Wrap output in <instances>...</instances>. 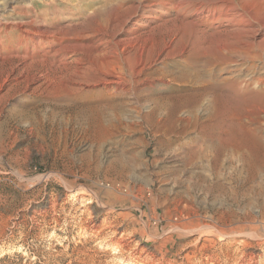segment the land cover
Here are the masks:
<instances>
[{
  "label": "rangeland",
  "instance_id": "1",
  "mask_svg": "<svg viewBox=\"0 0 264 264\" xmlns=\"http://www.w3.org/2000/svg\"><path fill=\"white\" fill-rule=\"evenodd\" d=\"M104 1L0 0V264H264V96L211 98L229 31L264 39V0H167L140 27L147 0ZM222 4L243 25L200 18ZM22 26L58 35L33 59L69 41L121 63L25 64Z\"/></svg>",
  "mask_w": 264,
  "mask_h": 264
},
{
  "label": "bare ground",
  "instance_id": "2",
  "mask_svg": "<svg viewBox=\"0 0 264 264\" xmlns=\"http://www.w3.org/2000/svg\"><path fill=\"white\" fill-rule=\"evenodd\" d=\"M114 3H116L115 0H105L104 1V4L105 5H111V6H113V8L116 6V4H114ZM164 5H167V0H162L161 2H160V0H147L146 1V4L144 6H142V12H141V14L140 15H137V16L134 15V17H133L134 20H136V21H134L135 25H137V26L140 27L141 26V23L146 18L149 19V20L150 19H155L156 17H154L153 15H151L153 13H157V11L153 7L164 6ZM169 5L171 6L172 9L177 10V13L178 14L180 13V11H182L180 9L184 6L181 2H179V3H169ZM91 8H93V7H91V5H90L89 8L85 9L84 10L85 11L84 12V15H86V13H88L87 11L89 9H91ZM122 8H123L122 6H119V8H117V9L121 10ZM129 8H132V7H129ZM129 8H127V9L129 10ZM135 8H133V9H135ZM234 8H235V6H234ZM230 9H232V8L229 7V6L226 7L225 5L223 6V4L220 5V6L217 5L216 7H214V10L212 12L209 11L206 14L201 13L202 16L200 18H203L204 20L205 19L207 20L208 18H210V20H209L210 25L209 26H216V23L219 25L220 24L219 22L222 20V18L225 19V21H228L229 24L231 23V24L237 25V26L243 25V22L242 21H238L236 19L237 18L236 17V13H234L232 15H229L228 14V11ZM187 11H190L189 7H188V10ZM193 11H194V9H193ZM196 11L198 12L197 9H195L194 12H196ZM102 14H103L102 12H100V13H98L97 11L95 12V15L98 18V26H99V29L107 21ZM195 14L198 15L200 13H195ZM238 18H241V17H238ZM35 23H36V21L32 22V24H25L23 26L24 27H28L30 25H35ZM247 23H248V21H247ZM198 24H200V23H198ZM249 24H251V23L249 22ZM23 26H22V28H24ZM44 28L45 27L40 26L38 28V31L37 32H34V31H32L31 29H28V28H24L23 29V32L24 33L21 35V37H20V39L18 41L20 43L19 45H22V46L25 45V46H27V48H26L25 55L24 56L22 55L23 57H19V55H18L17 58L19 60L23 61L25 64H27L29 61H33L34 64H44V63H50L51 60L53 59L52 60L53 63L58 62V63H60L63 66L64 65L67 66L68 64L69 65L72 64V66H74L73 64L79 65V64L83 63V61H85L83 59V56L81 57L80 54H78L77 52H75V49L76 48H80V46L79 45H76L75 46L73 44L71 45L70 43H68L69 42L68 40H67L68 42H66V43L65 42L62 43L63 42L62 41L61 42L62 45H60L59 50L54 51V53H45V54H43V56L41 57V59H33V56L32 55L35 54L37 52V50H39L41 48V46H43L46 42H48L49 44L52 45L58 39V35H54L53 33H52V35H50V32L47 31V30H45ZM216 28H217V26H216ZM250 29H252V28H250ZM245 30H247V29H245ZM231 31H233V30H231ZM231 31H229L230 33H228V32H226V33L231 34L230 35L231 36L230 38L233 40V42H231L230 44L234 48L231 49V52H229L230 49L229 50L226 49L224 52L222 51V54L221 55H219L218 57H216V62L218 63V65L216 67H219V66L221 67L222 65L223 66H226L225 68L222 66L223 69L221 71H225V72L231 74L230 75L231 77L229 76V78L224 79L220 83H213L214 85H213L212 89L215 90L214 93H217L218 91L219 92L216 95V97L213 96L215 98L211 97L212 100H214L216 104H218L219 106H221L223 112L226 113V114L227 113H230V112L231 113L234 112L233 110L237 107L238 103H240V101L243 100L242 99V95L244 93H251V91H255V94L254 95H262V96H264V39L263 40L261 39L262 41H260V42H257L255 40H251L250 42H245L244 43L243 42L244 39L243 38L241 39L242 35L245 34V31L244 30L238 29V31H236L234 33V35H233V33H231ZM204 32H205V30H204ZM246 33H247V36L248 35H252V34L255 33V29L250 30V31L247 30ZM248 33H250V34H248ZM235 34H238L239 37L237 35H235ZM255 35H256V33H255ZM244 36H246V35H244ZM91 37H92V35H91ZM43 39H44V41H43ZM182 39H185V37H182ZM58 42H60V41H58ZM195 42H198V39H197V41L195 40ZM195 42L192 45L193 46V49L192 50L194 52H197L198 49H199V45H197ZM128 43L131 44V43H133V41H128ZM92 44H94V43H92ZM92 46H96V45H92ZM131 46H134V45H131ZM96 53L97 54L92 55L93 57L91 59H87L86 60L87 63H88V65H89V68L90 69L88 70V73H86L87 75H84L83 74V76H81L80 79H82V80L83 79H86L87 80L88 77L91 74L92 75L91 76L92 78H90V79L91 80L92 79L94 80V79L98 78L99 73H100L101 69H103V67H105V68L106 67H111V66L114 67V65H119L121 63V59L119 57H114L113 55H111V57H109V56L105 55L106 54L105 52H103V53H105V54H103L102 51H100V52L98 51ZM198 57H201V56L199 55ZM13 59L11 61H13ZM200 63H198V64H200ZM202 63H205V65H208L209 64L208 61L202 62ZM28 66L29 65H27V67ZM196 66H198V65H196ZM197 68L199 70V67H197ZM102 71H101V73H102ZM104 74L105 73H103V75ZM195 75H198L199 76L200 74H196L195 73ZM198 76H196V77H198ZM107 77L108 78L103 81V83L105 85L111 86V85H118L119 84V82L117 81L118 80L117 76L110 75V76H107ZM58 80H60V78ZM255 87H257L256 90H254ZM212 89H210V90H212ZM59 91H60V89H59ZM212 95H215V94H212Z\"/></svg>",
  "mask_w": 264,
  "mask_h": 264
}]
</instances>
